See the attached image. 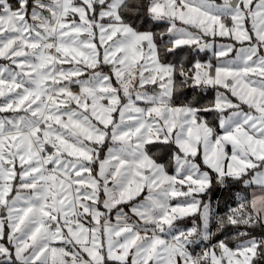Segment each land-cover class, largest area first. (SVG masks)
Wrapping results in <instances>:
<instances>
[{
    "label": "snow or ice",
    "instance_id": "snow-or-ice-1",
    "mask_svg": "<svg viewBox=\"0 0 264 264\" xmlns=\"http://www.w3.org/2000/svg\"><path fill=\"white\" fill-rule=\"evenodd\" d=\"M0 264H264V0H0Z\"/></svg>",
    "mask_w": 264,
    "mask_h": 264
},
{
    "label": "trees",
    "instance_id": "trees-1",
    "mask_svg": "<svg viewBox=\"0 0 264 264\" xmlns=\"http://www.w3.org/2000/svg\"><path fill=\"white\" fill-rule=\"evenodd\" d=\"M213 199L219 198L221 201L227 198V193L221 192L220 190H214L213 193L211 194ZM234 245V242L233 244Z\"/></svg>",
    "mask_w": 264,
    "mask_h": 264
},
{
    "label": "rangeland",
    "instance_id": "rangeland-1",
    "mask_svg": "<svg viewBox=\"0 0 264 264\" xmlns=\"http://www.w3.org/2000/svg\"><path fill=\"white\" fill-rule=\"evenodd\" d=\"M232 246H235V244H234V245H232Z\"/></svg>",
    "mask_w": 264,
    "mask_h": 264
}]
</instances>
